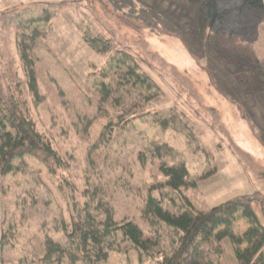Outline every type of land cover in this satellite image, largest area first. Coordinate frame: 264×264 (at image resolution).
<instances>
[{
	"label": "rangeland",
	"instance_id": "1",
	"mask_svg": "<svg viewBox=\"0 0 264 264\" xmlns=\"http://www.w3.org/2000/svg\"><path fill=\"white\" fill-rule=\"evenodd\" d=\"M46 8L53 17L36 25L42 33L32 48L39 91L34 98L18 32L8 19L24 9ZM85 34L110 38L117 49L131 52L162 90L150 110L176 108L195 135L189 141L172 128L135 121L134 141L120 157V165L132 167V189L163 180L158 161L143 164L137 156L151 142H166L187 164L191 185L183 193L196 209L264 195L263 9L248 0H0V97L23 102L36 128L67 162L53 173L28 157L29 173L0 174V237L10 230L2 258L42 254L48 234L65 241L53 221L69 218V183L84 188L88 148L109 120L98 113L94 86L103 70L106 83L114 73L108 66L113 52L98 53ZM108 110L112 118L119 111ZM128 200L138 198L130 193ZM246 227L244 220L236 221V230ZM224 246L225 263L237 264L228 240ZM103 264L156 262H140L128 249L112 253Z\"/></svg>",
	"mask_w": 264,
	"mask_h": 264
},
{
	"label": "trees",
	"instance_id": "2",
	"mask_svg": "<svg viewBox=\"0 0 264 264\" xmlns=\"http://www.w3.org/2000/svg\"><path fill=\"white\" fill-rule=\"evenodd\" d=\"M248 1L264 10V0ZM52 17L46 8L37 13L24 9L8 19L18 32L28 91L34 98L39 91L32 48L42 33L36 25ZM84 40L98 53L113 52L108 61L114 69L112 82H105L109 75L103 70L94 86L98 113L109 120L88 148L84 188L72 181L68 185L69 218L53 221L55 232L62 233L65 241L48 234L42 254L34 252L14 263L103 264L112 253L132 249L140 262L226 264L224 241L228 240L237 264H264V195L237 196L207 211L196 209L183 193L191 185L187 164L166 142H151L137 156L143 164L148 159L158 161L163 180L132 189V167L120 165V157L134 141L135 121L150 120L162 130L172 128L189 141L195 135L186 115L176 108L150 110L149 103L162 90L131 52L117 49L104 36L85 34ZM109 108L119 110L115 117ZM28 157L37 158L53 173L67 166L62 153L36 128L23 102L0 97V174L29 173ZM130 193L138 200L130 202ZM239 219L247 224L242 231L236 230ZM9 231L0 237V250L9 244Z\"/></svg>",
	"mask_w": 264,
	"mask_h": 264
},
{
	"label": "crops",
	"instance_id": "3",
	"mask_svg": "<svg viewBox=\"0 0 264 264\" xmlns=\"http://www.w3.org/2000/svg\"><path fill=\"white\" fill-rule=\"evenodd\" d=\"M3 259H4V262L1 261V259H0V264H15L14 259H7L5 257H3Z\"/></svg>",
	"mask_w": 264,
	"mask_h": 264
}]
</instances>
